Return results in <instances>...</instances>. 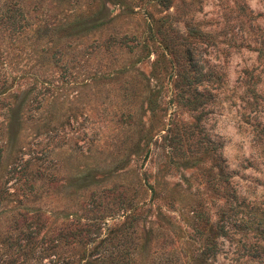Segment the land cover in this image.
Here are the masks:
<instances>
[{
    "label": "rangeland",
    "instance_id": "1",
    "mask_svg": "<svg viewBox=\"0 0 264 264\" xmlns=\"http://www.w3.org/2000/svg\"><path fill=\"white\" fill-rule=\"evenodd\" d=\"M14 3L0 183L22 188L3 217L17 204L77 259L71 222L141 206L130 262L193 264L203 213L225 225L216 263L264 264V0H0V14ZM15 158L31 160L5 172Z\"/></svg>",
    "mask_w": 264,
    "mask_h": 264
},
{
    "label": "trees",
    "instance_id": "2",
    "mask_svg": "<svg viewBox=\"0 0 264 264\" xmlns=\"http://www.w3.org/2000/svg\"><path fill=\"white\" fill-rule=\"evenodd\" d=\"M20 16H22V11L15 6V3L12 6L6 5L1 10L0 22L14 28L21 24ZM182 79L184 84L191 85V79L187 76H183ZM2 150L3 146L0 144V162ZM29 160L31 159L23 160L20 158L19 160L15 158L11 167L5 172H20L27 167ZM16 180L20 182V185L13 187L14 189L0 183V201L4 199L5 195L17 194L16 189L22 188L21 178L17 176ZM19 201L20 199L17 198L16 202ZM93 204L95 205V203ZM13 206L16 211L11 214V218L3 217L5 215L4 210L0 212V248L4 249V251H0V264H132L130 260L133 257V250L125 247V244L128 241L131 243L133 241L132 235L138 232L136 220L142 213L140 211L141 206H134L131 211L127 210L124 219L114 226L107 225L103 228V215L98 210H95L94 214L86 221L71 222L70 228L64 236H70V242H76L82 246L81 254L77 259L71 254H63L60 251L58 236L43 235L39 237L37 225L32 227L33 221L24 219L23 212L17 209V204ZM89 210H93V208ZM9 211L10 209H8ZM6 220L11 224L2 230V224ZM71 226L73 227L71 228ZM195 227L200 235H204V245L200 252L197 250L190 254L189 261L193 264H218L214 260L219 250L217 247L218 240L225 232V225L218 221L211 222L202 213L201 222L200 224L196 222ZM102 229H104L103 232ZM173 261L177 262V259L168 260L170 264Z\"/></svg>",
    "mask_w": 264,
    "mask_h": 264
}]
</instances>
